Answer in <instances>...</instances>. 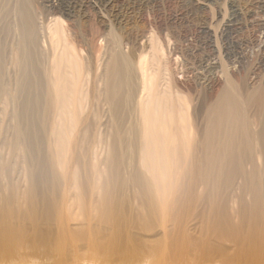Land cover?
Masks as SVG:
<instances>
[{"label":"bare ground","instance_id":"bare-ground-1","mask_svg":"<svg viewBox=\"0 0 264 264\" xmlns=\"http://www.w3.org/2000/svg\"><path fill=\"white\" fill-rule=\"evenodd\" d=\"M78 1L60 0L62 13L100 4L103 18L117 6V0ZM255 7L264 11V0ZM233 14L220 31L225 44L241 46L238 33L248 25L238 10ZM263 20L250 26L264 39ZM209 28L201 31L214 50ZM1 52L0 129L8 101L14 108L7 116L17 125L5 143L16 162L7 164L0 151V260L47 257L60 264L74 255L107 264H264V80L252 77L254 86L242 90L225 83L206 101L198 129L184 97L151 79L142 87L137 120L129 121L122 56L105 67L102 88L86 86L67 48L46 71L35 67L33 55L25 56L31 61L25 69L19 56L21 72L9 88ZM106 103L113 116L101 123L97 107ZM41 109L46 131L35 114ZM101 125L112 128L109 146ZM23 162L25 181L3 180Z\"/></svg>","mask_w":264,"mask_h":264},{"label":"rangeland","instance_id":"rangeland-1","mask_svg":"<svg viewBox=\"0 0 264 264\" xmlns=\"http://www.w3.org/2000/svg\"><path fill=\"white\" fill-rule=\"evenodd\" d=\"M256 1L258 0H117L116 8L107 9L102 18L100 4L99 7L93 4L85 10L77 11L76 8L75 15L69 17L62 13L60 0H0V48L9 84L5 82L7 87L12 88V81L21 72V67L15 62L17 57L21 56L22 65L26 69L31 61L27 62L25 56L33 55L32 57L37 58L33 60L35 67L46 71V68L54 63L56 53L67 48L77 56L86 86L88 84L89 88H94L99 85L102 88V79L99 78L102 77L109 61L119 55L122 56L121 60L127 71L123 96L125 112L130 116L129 121L138 116L137 103L144 94L142 87L146 80L151 79L167 90L172 85V91H177L178 96L184 97L191 124L200 129L206 101L223 88L225 83L227 85L235 81L237 84H234L237 87L240 85L242 90L247 89V85L248 89L254 86L253 78L259 83L264 80L263 35L256 27L250 26L252 22L264 19V11L255 7ZM90 2L93 3L94 0ZM81 3L83 0L78 1V4ZM235 10L240 13L243 24L248 25L238 33L241 46L239 43L237 46L225 44L220 31L223 24L234 17ZM25 22L28 29L29 25L32 26L33 31H26ZM203 24L207 28L210 27L209 30L215 34L211 38L214 50L208 49L204 44L208 41V35L201 31ZM57 27H60L59 32H56ZM94 82L97 83L96 86ZM34 103L41 107L40 100H34ZM88 106L89 104L87 108ZM11 108L14 107L8 101L7 115ZM97 108V121L105 123V119L112 118L113 109L110 103H106L102 109L101 106ZM42 110L35 113L41 129ZM133 112L134 116H131ZM7 115L2 116L0 151L6 163L13 165L16 159L10 154V149L5 143L7 139L14 138L10 127L17 125V121L9 119ZM136 120L137 118L134 121ZM129 125L130 122L125 130ZM103 127L104 125H101L99 130L101 134L106 135L109 146L112 128ZM25 163L16 164L14 176L9 175L3 180L25 181ZM30 167L38 170L34 164ZM83 245L82 248L86 249ZM73 257L74 255H68L67 261L60 264L99 262L93 258L92 262L90 257L89 260L74 257L75 261ZM50 260L47 257L27 258L24 261L0 260V264H56ZM100 262L98 264H107Z\"/></svg>","mask_w":264,"mask_h":264}]
</instances>
